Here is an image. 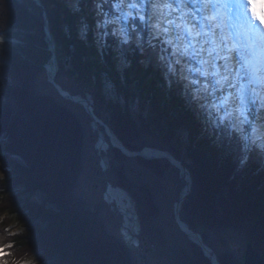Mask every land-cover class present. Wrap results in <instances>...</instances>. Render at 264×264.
<instances>
[{
    "label": "trees",
    "instance_id": "16d2710c",
    "mask_svg": "<svg viewBox=\"0 0 264 264\" xmlns=\"http://www.w3.org/2000/svg\"><path fill=\"white\" fill-rule=\"evenodd\" d=\"M113 13L117 14L113 9L109 17ZM43 14L55 42L59 69L55 82L61 87L63 80L78 84L89 92L95 115L127 150L165 151L187 168L191 187L178 216L213 249L219 264H240L226 249L223 231L252 242L264 256V149L248 153L247 163H240L245 143L240 135L226 137L206 123V111L184 95L179 77L169 74L165 79L166 63L157 59L166 54L159 51L165 45L154 41L156 52L143 55L132 50L135 37L128 45L119 37L100 39L91 0H40V5L0 0V31L20 29L26 43L23 48L0 43V161L9 156L18 159L10 174L0 177V247L4 248L0 264H132L124 244L106 234L102 214L94 215V206L74 192L82 171L85 134L80 119L60 103L62 99L42 91L39 77L51 56L45 49ZM113 29L115 24L108 25L109 32ZM144 34L143 30L140 41L147 48ZM105 80L122 101L108 98ZM168 80L173 81L171 87ZM136 97L142 102L141 113L132 107ZM23 103L22 113H15ZM10 114L26 120L9 124ZM99 131L103 132L102 126ZM103 135L108 143L103 177L129 193L141 234L153 243L154 252L169 264H210L200 247L187 240L165 248L162 231L154 225L161 215L156 180L170 179L178 196L184 186L179 170L165 159L127 156ZM14 221L20 226L16 232L11 231Z\"/></svg>",
    "mask_w": 264,
    "mask_h": 264
},
{
    "label": "snow or ice",
    "instance_id": "6c2138e0",
    "mask_svg": "<svg viewBox=\"0 0 264 264\" xmlns=\"http://www.w3.org/2000/svg\"><path fill=\"white\" fill-rule=\"evenodd\" d=\"M97 16L96 28L100 39L105 37L122 38V43L129 44L135 37L138 51L147 55L151 50L156 52L159 61L166 63L167 72L172 77L179 75L184 95H190L199 107L206 111L210 123L226 137L231 138L238 133L240 138L250 143L243 144V151L251 153L256 149H264V144L258 145L261 139L259 127L253 123L262 119L264 109V94L255 85L264 83L259 76V68L254 63L255 57L246 52L244 46L234 40L233 34L227 31L225 23L230 19L228 13L235 7L242 10L237 15V23L233 25L244 32L255 33L264 37V5H259L258 16L253 11L250 0L245 3H232L231 0H91ZM246 7L248 11H243ZM108 11H105V9ZM119 13L109 19L112 10ZM99 17H103L100 20ZM125 21L126 26L107 30L108 25L117 21ZM148 29L150 39L148 47L140 41L141 33ZM219 30V31H218ZM131 31V35L129 34ZM84 36V33H82ZM110 47V45H103ZM142 63H147L142 61ZM178 66V67H177ZM50 71L52 67L50 66ZM173 83L168 80L169 87ZM203 101V103H201ZM260 102L259 104L257 102ZM245 125L250 126L248 134ZM231 130V131H229ZM250 155L240 158L241 164H246ZM10 247V245L5 246ZM4 248L0 247V253Z\"/></svg>",
    "mask_w": 264,
    "mask_h": 264
},
{
    "label": "rangeland",
    "instance_id": "374dc122",
    "mask_svg": "<svg viewBox=\"0 0 264 264\" xmlns=\"http://www.w3.org/2000/svg\"><path fill=\"white\" fill-rule=\"evenodd\" d=\"M17 1L22 2V0H17ZM28 1H33V3L35 5H40L37 3L38 1L40 2V0H28ZM235 3H237V2L235 1ZM28 4H27V6H28ZM233 8H235V7H233ZM106 10H107V8H106ZM248 10H249V8H248ZM249 14H250V12H249ZM118 15H119V13H117L115 16H118ZM230 16L234 18V14L232 12H230ZM42 18H43V24H44L43 25V32H44V42L46 45L45 49L51 53L49 61L43 65V67H42L43 71H42L41 76L39 77V82L42 85L44 84L42 91L44 93L53 92L57 95V97L59 96V98L62 99V100H59L60 103H62L64 106H68L78 116V118L80 119V121L82 123L84 134H85V137H84V157H83V163H82V171H81V175H80L79 179L75 183L76 185H75L74 192L82 198L81 200H83V202H86L87 204H90V205L92 204L94 206L93 208L91 207V212L94 215H97V213L102 214V221L104 223V230L106 231V234H109V235H111V236H113V237H115L121 241L120 234H121L122 228L124 226V223H123L124 217L117 210V206L108 204L107 201L105 200V197H104V193H106L105 190H106V181L107 180L104 179L103 174L106 172L108 166H107V158L105 156H103V154L106 153L108 148L104 149V150H100L99 154H98V149L96 148V142L99 138V134H105L110 141V137L112 136L113 133L111 134L112 131L109 129L107 124H105L102 119H100L98 116H96L94 111H93L94 115L96 116V118L100 122V123H98V130H99V126H102V128H103V132L96 131V129L92 125L91 118L85 112L84 108L80 104L72 103L69 99L62 98L59 94H57V92L53 89V87L51 85L48 86L46 84V82L49 83L48 80H50L52 74L54 75V79H55V75L57 74L59 69H58V65L56 63V68H55L56 70H54V64L52 62V55H53L52 51L53 50L51 48V42L49 40V36L45 30V27L46 26L48 27L47 17L45 16V14H43ZM113 18H114L113 16L109 17V19H113ZM228 20L230 21V19H227L225 21V23L228 25L227 29L231 33V31L229 30L231 28V26L229 25ZM125 26H126V22L122 21V20L117 21L115 23V29H119V28H122ZM48 30H49V28H48ZM14 32L17 33L16 36H11L10 34L14 33ZM144 32H145L144 36L146 37V42H147L150 39V36L148 34V29L145 28ZM248 33H250V32H248ZM52 37H53V35H52ZM23 38H25V35L22 34V30L17 29L15 27H10V28L6 29V31L5 30L0 31V43H9L13 47L19 46V47L23 48L26 45ZM233 38H234V36H233ZM262 39H264V37H262ZM53 42H54V38H53ZM153 43H154V41H153ZM54 50H55V42H54ZM54 55H55V52H54ZM165 55H167V54H165ZM55 59H56V56H55ZM50 66L52 67L51 71L49 70ZM166 71H167V66H166ZM177 76L179 77L178 74H177ZM62 82H63V86L65 88L61 87V85L57 84L56 82L55 83L67 92H69L68 89H71V88L76 90V91L83 92L84 93L83 95H81V94L75 95V94H71L70 92L69 93L71 95H74V96H77L80 98H82V97L86 98L91 103V106L93 109L94 101H93L91 95L89 94V92H87L84 88H82L78 84H73L71 82H65L64 80ZM181 83H183V82H181ZM255 86L257 87V85H255ZM263 86H264V84H262V87ZM105 91L108 94L107 95L108 98H111L112 100L122 101V97L118 93L115 92L114 87L112 86V84L108 83V81L105 82ZM2 95H3V85H2V81L0 79V99H2ZM140 103H142V102H140L138 97L133 99L132 107L139 113H141L140 111H142V110H140L141 109ZM201 103H203V101H201ZM257 103L259 104V102H257ZM21 105H22V108L16 107L15 113L16 112L22 113V111L24 109L23 107H25V105H24V103ZM75 105H79L82 109L77 108ZM197 106H198V109L200 110V107L198 104H197ZM201 110H203V109H201ZM261 114H262L261 120H256L255 117L252 119L253 123H255L259 127L260 133L262 134L261 139L257 140L258 145L264 144V109L261 110ZM203 115H206L205 116L206 117L205 122L210 123L209 118L207 116V113L205 112ZM14 116H15V114H14ZM14 116L12 114H10V116H9L10 118L8 117V120L6 118V120H7L6 122H9V124L14 123V122H17V123L19 122V123L23 124V122L26 120L23 117L15 116V118H14ZM21 119L23 120V122L20 121ZM245 126H246V130H247L248 134H251L250 133V126H248V125H245ZM108 131L110 132V135H108V133H107ZM19 135H21V132ZM29 136H31L30 132H29ZM102 136L104 138V135H102ZM21 137H22V135H21ZM114 141L117 142V140H115V138H114ZM244 142L250 143V141H244ZM117 143H120V141ZM119 146H120V144H119ZM145 148H147V149H145ZM145 148H143L142 150L143 151L144 150H155V151H157L161 154H165V155L148 157V156H145L143 154V151L141 152V155H138V152L136 155L142 156L143 158H146V159H165L168 162V164L173 166V168H176L179 170V173L181 176L180 178L182 179V182H184V186H182V188L179 190L178 196H176V189L174 187L173 182L170 179L156 180V183L159 185L160 190H161V194H160L159 199H158V203H159V206L161 209V215L154 222V225L158 226L162 231L160 238H162V242L164 243V247L167 248L168 246H173L175 242L183 244V243H185L186 240L191 242V243L196 244L197 246H199L184 231H182L180 229V226H179V223L182 221L178 216V211L180 209L181 202L183 201V199L187 196V194L190 191V187H191L190 186L191 185L190 173L188 172L187 168L184 165H182L179 160L175 159L170 153L165 152V151H160V150L154 149V148H148V147H145ZM128 152L131 153V151H129V150H128ZM125 155H127V154H125ZM136 155L130 154L127 156H136ZM243 155H248V153L244 152ZM17 160H18L17 158L9 156L7 160L0 161V177L7 176L8 174H10L12 164L14 162H16ZM102 160H104L105 164L103 163ZM172 160H174L178 164L175 165V163H173ZM104 165H106V166H104ZM133 171L139 175L147 176L149 178L151 177L150 175H148V173L146 171H144L142 169L134 168ZM114 187H119V186H114ZM130 202L132 203L131 209L136 212L135 207H133L134 202L132 200H130ZM136 222H137V225L139 226L138 215H137ZM122 223H123V225H122ZM19 229H20V226L15 224V221L12 222L11 231L16 232ZM200 230H201V232H204L205 227L201 228V226H200ZM192 232L198 234L201 237V235L198 232H195V231H192ZM136 237L138 239V242H136V240H134V241L139 244L138 247L140 249V254L144 255L145 257H139V255H137L135 252H131L130 250L127 249L130 252L129 255L131 256L132 264H169V262L166 258H164L161 255H159L158 253L154 252V248H152L153 246H151V245H153V243H149V239L145 238V236L143 234H141L140 229H139V233L136 234ZM222 238L225 240L226 249L232 251L235 254V256L240 260V264H241V255H242L243 250L245 249V242L243 240H241L240 238H237L233 233H229V232H225V231H223ZM201 240H202V238H201ZM215 242L218 243L216 240H215ZM215 246H216L215 248L220 249L219 246H217V244H215ZM208 248H210V247H208ZM151 249H153V251H151ZM200 249L202 250L201 247H200ZM210 251L212 253V256H214L216 258L213 249H211ZM202 252H203V250H202ZM204 256H205V254H204ZM206 257L209 259L210 264H215L214 260H212L208 255ZM216 261H217V259H216ZM216 264H219V262L217 261Z\"/></svg>",
    "mask_w": 264,
    "mask_h": 264
},
{
    "label": "bare ground",
    "instance_id": "6f19581e",
    "mask_svg": "<svg viewBox=\"0 0 264 264\" xmlns=\"http://www.w3.org/2000/svg\"><path fill=\"white\" fill-rule=\"evenodd\" d=\"M235 1L237 3H245L247 4V0H231V2L235 3ZM243 11H248V7H246ZM253 11L258 15L260 16L261 13L259 12V5L257 4H254L253 5ZM230 12H232L234 14V18L230 16ZM240 14L241 15V18H242V10L241 9H238V8H232L228 15L230 17V21H229V25L231 26V28L229 29L231 31V33L233 34L234 36V40L238 41L242 46H244V49L246 52H249L250 54H252L255 59L254 61L257 62V68H259V76L264 78V39H262V37H259L257 36L255 33H248V32H244L243 30H240L239 32V35H237V29L233 27L234 24L237 23V15ZM250 15V14H249ZM233 16V15H232ZM262 19H264V16H261ZM228 31V29H227ZM229 32V31H228ZM56 70V69H55ZM54 71V70H53ZM55 74V73H54ZM264 84V83H263ZM62 89V88H61ZM257 89L259 91H261L262 94H264V86L262 87V83L260 84H257ZM259 102V101H258ZM260 103V102H259ZM254 118V116L252 117V119ZM108 135H110V132L108 131L107 132ZM101 137H103L102 135L103 134H100ZM110 137V136H109ZM112 137V136H111ZM110 137V138H111ZM116 140V139H115ZM106 141V140H105ZM111 141L113 142L114 141V138L112 137L111 138ZM115 142V143H114ZM113 143L115 144L114 147H117L119 148V144L120 143H117L116 141H114ZM110 143V141H109ZM108 144V143H107ZM111 144V143H110ZM117 144V145H116ZM112 145V144H111ZM121 145V144H120ZM113 146V145H112ZM108 146H101V149H100V146H99V150H98V153L100 152V150H104V149H107ZM120 149V148H119ZM143 154L145 156H148V157H154V156H162V155H165V154H161L155 150H144L143 151ZM103 163H104V160H102ZM173 163L178 164L176 163L174 160H172ZM105 164V163H104ZM106 166V165H104ZM106 193H105V200L107 201L108 204H111V205H116L117 206V210L122 214V216L124 217V226L122 228V235L125 239H127L128 241H132L133 243L139 245L138 243V239L136 237V234L139 233V226L137 225V222L134 224L136 227L133 226V216H134V211H132V203L130 202L131 200V197L129 195V193H125L124 191L120 190V189H117L115 188L113 185L110 184V187H107V190H105ZM130 197V198H129ZM134 207V205H133ZM122 223V225H123ZM184 223V222H183ZM179 226L180 228L191 238L193 239L194 241L198 242L204 249V251H206L205 253L212 259L214 260V263L216 264V258L214 256H212V253H211V249L208 248L206 245H204V243L202 242L201 240V237L192 232L188 226H186L185 224H180L179 223ZM204 227V226H203ZM201 226V228H203ZM136 240V242L134 241ZM248 242V241H247ZM246 242V243H247ZM250 242V241H249ZM245 243V244H246ZM252 244V243H251ZM252 246L254 247V245L252 244ZM255 248V247H254ZM257 251V250H256ZM216 261V262H215Z\"/></svg>",
    "mask_w": 264,
    "mask_h": 264
},
{
    "label": "water",
    "instance_id": "95a60500",
    "mask_svg": "<svg viewBox=\"0 0 264 264\" xmlns=\"http://www.w3.org/2000/svg\"><path fill=\"white\" fill-rule=\"evenodd\" d=\"M37 3L40 4L39 1ZM45 30H46V33L48 34L49 40L51 42V48L53 50L52 51L53 52L52 53L53 54L52 55V62L54 64V70H55V68H56V59H55V55H54L55 50H54L53 37H52L50 31L48 30V27L47 26L45 27ZM48 81H49V84L53 87V89L57 92V94H59L62 98L69 99L72 103L80 104L84 108L85 112L91 118L93 127L96 129V131L99 132V130H98V123H100V122H99V120L96 118V116L93 113V109H92L91 103L86 98H83V97L80 98V97L71 95L69 92L61 89V87L55 83V81H54V75L53 74H52L50 80H48ZM111 134H112V132H111ZM112 136L118 141V139L115 137L114 134H112ZM110 143L113 146H115V144L111 141V138H110ZM99 146H100V149H101V146H105V147L108 146L107 142L105 141V139L103 137L100 136V134H99V138H98V140L96 142V148L98 150H99ZM119 148H120V150L123 153H125L127 155H130V154L131 155H136L137 152H138V155H141V152L143 151L141 149L140 152L137 151V152H131L130 153V152H128V150L126 148L123 147L122 144L120 145ZM145 149H147V148H145ZM107 187H110V183L108 181H106V190H107ZM115 188L120 189V190L124 191L125 193H127V191H125L124 189H122L120 187H115ZM104 196H105V193H104ZM132 211H134V210H132ZM134 213L135 214L133 216L134 217L133 218V226L137 228V226L134 225L136 223L137 214H136L135 211H134ZM180 224H184V223L183 222H180ZM120 237H121L120 239H121L122 243L124 244V246L128 250H130L131 252H135L137 255H139V257H145L144 255L140 254V249H139V247H138L137 244L133 243L132 241H128L127 239H125L123 237L122 233L120 234ZM194 242H196V241H194ZM196 243L202 248L203 253L205 254V256H207V254L205 253L203 247L198 242H196ZM151 251H153V249H151ZM241 264H264V256L261 255L258 251H256V249L252 246L251 242L248 241L245 244V249L243 250L242 255H241Z\"/></svg>",
    "mask_w": 264,
    "mask_h": 264
},
{
    "label": "clouds",
    "instance_id": "9594fccd",
    "mask_svg": "<svg viewBox=\"0 0 264 264\" xmlns=\"http://www.w3.org/2000/svg\"><path fill=\"white\" fill-rule=\"evenodd\" d=\"M252 4L264 5V0H250Z\"/></svg>",
    "mask_w": 264,
    "mask_h": 264
}]
</instances>
